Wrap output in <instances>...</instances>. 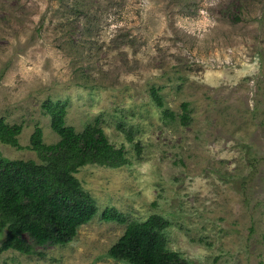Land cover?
<instances>
[{"label":"rangeland","instance_id":"rangeland-1","mask_svg":"<svg viewBox=\"0 0 264 264\" xmlns=\"http://www.w3.org/2000/svg\"><path fill=\"white\" fill-rule=\"evenodd\" d=\"M47 101L78 133L99 118L129 163L77 174L99 213L72 243L2 264H124L106 208L169 220L189 264H264V0H0V118L23 127L2 156L38 161L37 127L59 141Z\"/></svg>","mask_w":264,"mask_h":264},{"label":"trees","instance_id":"trees-1","mask_svg":"<svg viewBox=\"0 0 264 264\" xmlns=\"http://www.w3.org/2000/svg\"><path fill=\"white\" fill-rule=\"evenodd\" d=\"M152 95L157 105L164 107L156 90ZM188 107L183 104L184 124L191 119ZM43 108L59 141L46 144L43 130L37 127L30 137V148L38 161L12 160L0 154V234L6 232L0 254L12 250L33 255L36 246L72 243L78 230L99 213L97 201L84 190L77 174L89 165L116 169L129 163L124 151L110 143L99 118L78 133L66 122V104L47 101ZM22 132L21 125H10L0 118V142L21 148ZM128 136L132 141L130 133ZM101 219L127 225L108 250V258L124 264H189L169 248L171 222L163 216L128 223L118 209L106 208Z\"/></svg>","mask_w":264,"mask_h":264}]
</instances>
